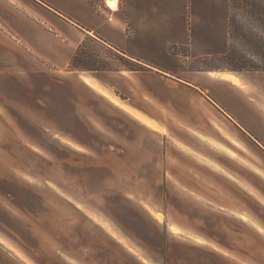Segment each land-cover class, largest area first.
Returning a JSON list of instances; mask_svg holds the SVG:
<instances>
[{
	"label": "crops",
	"instance_id": "1",
	"mask_svg": "<svg viewBox=\"0 0 264 264\" xmlns=\"http://www.w3.org/2000/svg\"><path fill=\"white\" fill-rule=\"evenodd\" d=\"M115 1V8L106 0L96 5L5 0L0 5L7 25L0 28V100L13 103L26 95L37 103L41 97L47 108L51 87L58 85L69 107L68 99L76 95H67L65 86L72 92L81 87L100 103L93 129L113 147L107 161L121 162V169L107 171L106 178L122 185L99 187L98 202L89 205L87 253L79 256L75 244L63 246L79 241L71 230L75 222H67L63 212L42 237V249L51 252L42 264H264V214L258 217L257 208L264 210L263 199L258 198L259 205L243 192L237 180L240 160L210 156L204 141L183 139L170 122L195 95L264 153L259 132H264V72L191 67L227 52L230 1ZM90 45L101 49L92 51L94 57L107 51L121 66L70 70L73 57L87 55ZM1 104L0 114L6 113ZM73 109L79 117L82 107ZM148 145L158 153H147ZM151 176L160 185L148 187ZM260 194L264 197L263 188ZM65 204L74 212L86 205ZM5 241L13 239L0 233V264H26Z\"/></svg>",
	"mask_w": 264,
	"mask_h": 264
},
{
	"label": "rangeland",
	"instance_id": "2",
	"mask_svg": "<svg viewBox=\"0 0 264 264\" xmlns=\"http://www.w3.org/2000/svg\"><path fill=\"white\" fill-rule=\"evenodd\" d=\"M87 1L96 5L98 0ZM0 5H6L5 0H0ZM234 18L239 27L246 28L250 24L247 16L242 13L236 12ZM4 21L0 18V28L7 26ZM89 48L87 55L82 52L81 57L78 56L79 69H115L121 66L120 61L113 57L115 55L105 51L102 53L103 58L98 59L92 52L96 48L92 45ZM96 51L101 49L97 48ZM191 67L196 70H217L225 67V62L201 60L193 62ZM65 91L67 95H76L75 100L68 99L72 101L69 107L67 102L63 104L62 90L58 85L51 87L50 106L47 108L43 106L41 97L36 99L37 103H32L26 95L13 103L8 98L0 100L3 108L7 109L6 113L0 114V233L13 239L3 244L12 248L26 264H32L30 258L37 264L48 260L51 252L42 249L41 240L48 233L47 225L56 223L59 213L63 212L67 222H75L76 229L71 230L79 240L76 243L63 242V246L75 244L79 247L78 255L84 256L90 244L89 234L92 229L87 221L89 205L92 200L98 202L96 190L102 186L122 185L120 179L106 178L107 171L121 169V162L107 161L113 147L107 146L106 140L93 129L99 117L93 111L100 103L81 87L72 92L70 86L66 85ZM188 100L190 107L182 113H176L170 121L175 128L178 127L175 130L179 131L183 139L193 143L204 141L207 145L202 142L203 150H208L210 156L224 160L236 156L241 165L237 180L243 192L249 193L245 192L254 201L263 199L260 201L264 205V197L260 194V190L264 189V153L207 102L195 95L189 96ZM73 101H78L76 107H82L79 117L74 113ZM15 109L28 113H15ZM104 116L107 120L110 117L107 114ZM104 132L103 129L100 133ZM259 132L264 134L263 131ZM172 134L175 143L176 131H172ZM96 142L102 145L91 144ZM180 148L188 152L183 146ZM146 152L158 153L157 149L149 145L146 146ZM205 162L211 165L209 161ZM151 173L153 168L147 171V175ZM153 177L147 178L148 187L160 185L159 179ZM168 180L171 181L169 177ZM63 200L86 205L81 206L80 212H74L67 204L63 208ZM257 208L259 217L261 212L264 214V210L260 206ZM242 210L248 212L244 207Z\"/></svg>",
	"mask_w": 264,
	"mask_h": 264
},
{
	"label": "trees",
	"instance_id": "3",
	"mask_svg": "<svg viewBox=\"0 0 264 264\" xmlns=\"http://www.w3.org/2000/svg\"><path fill=\"white\" fill-rule=\"evenodd\" d=\"M229 48L227 52L216 58L225 62V67L218 68L236 72H264V0H229ZM242 13L247 16L250 24L243 28L237 25L235 14ZM178 49L171 47L170 52L177 53ZM79 53L73 57L69 64L70 70L79 69ZM131 70H140L139 67L126 66ZM108 68H100L107 70Z\"/></svg>",
	"mask_w": 264,
	"mask_h": 264
},
{
	"label": "bare ground",
	"instance_id": "4",
	"mask_svg": "<svg viewBox=\"0 0 264 264\" xmlns=\"http://www.w3.org/2000/svg\"><path fill=\"white\" fill-rule=\"evenodd\" d=\"M106 3L109 7L115 8L116 7V1L115 0H106ZM155 214V213H154ZM155 216V215H154ZM157 218V217H156ZM160 220V217H159Z\"/></svg>",
	"mask_w": 264,
	"mask_h": 264
}]
</instances>
